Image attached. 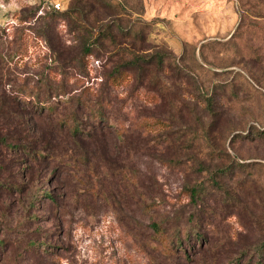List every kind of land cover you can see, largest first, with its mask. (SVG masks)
<instances>
[{
	"label": "rangeland",
	"instance_id": "rangeland-1",
	"mask_svg": "<svg viewBox=\"0 0 264 264\" xmlns=\"http://www.w3.org/2000/svg\"><path fill=\"white\" fill-rule=\"evenodd\" d=\"M108 1L107 14L121 25L105 48L101 25L110 18L93 0H0L5 111L16 107L14 98L22 102L29 136L57 155L41 172L54 198L34 208L30 164L0 144V264H166L160 241L202 209L214 217L220 263L231 264L228 254L260 239L259 228L240 223L264 226V141L257 139L264 65L253 57L264 48L258 3L244 14L242 0ZM243 16L251 25L236 39ZM118 65L126 71L111 78ZM46 79L63 92L51 101L54 112H35L24 92L40 91L47 101ZM87 98L111 121L77 137L73 113ZM17 118L0 114V134L28 128ZM43 241L49 254L29 248Z\"/></svg>",
	"mask_w": 264,
	"mask_h": 264
},
{
	"label": "trees",
	"instance_id": "trees-1",
	"mask_svg": "<svg viewBox=\"0 0 264 264\" xmlns=\"http://www.w3.org/2000/svg\"><path fill=\"white\" fill-rule=\"evenodd\" d=\"M257 1V12H254V16L258 20H264V0H256ZM96 2V3H95ZM243 6H244V14L246 12L251 11V8L253 9V6H251L252 0H242ZM93 3L97 6L99 4L100 8L104 10V12L107 14L108 12L113 11L112 2L108 0H93ZM91 3L92 8L94 7V4ZM248 7V9L246 8ZM70 11H68V14ZM55 14L60 15L55 12ZM109 18L111 17L109 14H107ZM62 16V15H60ZM108 19V17H107ZM104 20V19H103ZM102 21V20H101ZM105 21V20H104ZM121 24L119 20H116L115 17L112 19L110 18L108 22L105 24H102V29H104L106 34H100V39L104 40L100 45L105 48H109L110 43H116V35L112 32L113 27L117 26L119 27ZM251 25V23L247 22V17H242V23L240 24L238 31L236 35L234 36L236 39L243 38V33L241 31H245L244 29ZM1 26V24H0ZM122 31H125V29H122ZM133 34V33H132ZM131 33H128V37L132 36ZM139 38L140 36L137 35ZM143 39V37H142ZM106 40V41H105ZM109 41V43H107ZM93 51L91 49L86 50V55H91ZM253 57L259 58V64L264 65V48L262 51L253 52ZM139 60V62H141ZM163 62L162 59L160 60V63ZM137 65H139L137 63ZM125 65H118L115 66V68L112 71V77L115 78L116 76H121L125 68L123 67ZM135 78H138L141 80L142 76H139L137 72H134ZM43 82V81H42ZM43 83H46L47 89H45V93L49 96L47 101L41 99L40 91L37 93L34 91L31 92H24L26 94V106L28 105V108L31 107L33 111L36 112H42V110H48V112H54L55 103L51 101H57L60 100V96L63 92V90L60 87H57L53 85L49 80H44ZM258 85L264 89V82L258 81ZM28 95V96H27ZM59 98V99H58ZM19 99V98H18ZM14 103L12 105L16 104V107L12 108L9 111L5 106L9 103H7L6 99H3L0 97V114H6L7 112H13L16 116H18L17 119H15V123L19 124V126H27L28 128L21 129L22 131L17 134H11L12 132H8L7 134H0V144L6 149L8 154H12L13 158L15 160L23 161L27 160L28 164H30V167H27L31 170L30 176L31 180L35 182V193L33 195V207L36 208V205L39 203L40 205L46 202L47 200H53L52 190H47L46 187L41 185L42 179H41V172H43V165L47 162H49L52 159H56L53 150H51L50 147L46 146L40 147L34 137L31 135L29 136L31 130L33 132V129L30 127V122L26 120L25 117H22V111L25 112V114H29V110L22 104L20 101H16L14 98ZM50 102V103H49ZM92 100L90 98L84 99V101L78 100L79 106L78 109L73 113L74 118L72 120V132L74 136L79 137V134L83 135H91L92 132H90V129H93L94 132L96 129V124H99L102 120L105 122L106 120L108 122L111 121V118L106 116L104 113V107L103 105H100L98 108H95V105H92ZM49 103V104H48ZM69 108V107H68ZM67 108V109H68ZM19 109V112H16ZM32 111V110H31ZM27 112V113H26ZM86 112V113H85ZM85 113V114H83ZM82 117H87V120H90L88 124L84 123L82 121ZM89 118V119H88ZM66 123V122H65ZM257 139L264 141V127H261L260 130H258L257 133ZM255 162H249V163H241L239 164V167H248L253 166ZM45 179V178H44ZM48 183L50 185V180L46 179L43 181V183ZM190 196L192 197V200H197V197L199 195V187L194 186L190 188ZM213 215H210L207 213V210L202 209L200 214L191 213L187 219V227L186 229H178L174 235V237L170 240L163 238L160 242L161 246V253L160 255L163 258V261L167 264L168 261L177 260L178 264H221L217 250L215 249V243L216 239L214 238V235L212 233L213 229H210L209 227L212 225ZM38 219L36 216L34 220ZM33 220V219H32ZM242 227L245 229H249L247 225H245L244 222H249V225L251 227L256 226L259 228L260 232V239L257 241H252L251 243L241 246L238 250H235L227 255V260L231 264H264V226L263 223H260L253 219H248V221H242ZM262 224V225H261ZM154 229L161 233L162 235H165L164 230H160L159 225L153 224ZM187 240L188 247H185V243ZM193 241V243H192ZM194 241L201 244V246L198 248L196 245H194ZM0 245H5L2 241H0ZM36 243H30L29 248H34L33 251L37 253H44L49 254V244L47 242H41L39 244V247H35ZM183 250H179V249ZM190 250H189V249ZM182 252V253H181Z\"/></svg>",
	"mask_w": 264,
	"mask_h": 264
},
{
	"label": "built area",
	"instance_id": "built-area-1",
	"mask_svg": "<svg viewBox=\"0 0 264 264\" xmlns=\"http://www.w3.org/2000/svg\"><path fill=\"white\" fill-rule=\"evenodd\" d=\"M54 7H55L56 10H61L60 4H56V5H54Z\"/></svg>",
	"mask_w": 264,
	"mask_h": 264
}]
</instances>
